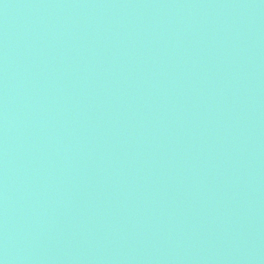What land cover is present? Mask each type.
<instances>
[{"label": "water", "instance_id": "water-1", "mask_svg": "<svg viewBox=\"0 0 264 264\" xmlns=\"http://www.w3.org/2000/svg\"><path fill=\"white\" fill-rule=\"evenodd\" d=\"M0 264H264V0H0Z\"/></svg>", "mask_w": 264, "mask_h": 264}]
</instances>
